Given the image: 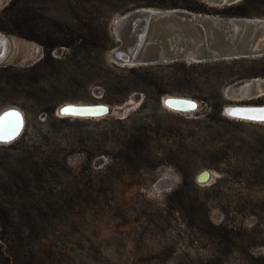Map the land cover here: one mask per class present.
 I'll list each match as a JSON object with an SVG mask.
<instances>
[{
	"label": "rangeland",
	"instance_id": "1",
	"mask_svg": "<svg viewBox=\"0 0 264 264\" xmlns=\"http://www.w3.org/2000/svg\"><path fill=\"white\" fill-rule=\"evenodd\" d=\"M32 1L44 17L42 25L52 30L53 23L68 14L66 4L56 0ZM203 1L215 9L224 6ZM243 1L229 0L228 6ZM10 3L1 0L0 11ZM249 12L264 14V5ZM121 16L109 27L114 47L103 57L94 53L92 59L83 51H50L0 32L10 41L0 63V114L17 108L26 123L18 142L0 144V177L7 180L6 168L27 173L19 159L26 144L55 164L41 189L42 199L30 209L38 223L28 228L25 211L9 205L20 226L8 229L6 237L25 230L30 235L27 250L41 252L44 264H264V123L224 114L227 106H264V86L241 96L235 89L255 79L225 82L243 67L202 68L187 72L198 83L178 84L159 107L145 104L141 94L111 96L105 80L125 79L129 74L123 68H133L111 59L121 44L113 30ZM11 73L17 78L8 79ZM220 92L221 117L214 110L218 99L207 100ZM167 96L191 98L199 107L193 113L170 111L163 105ZM111 99L117 104H110ZM67 103H103L112 109L108 116L116 119L139 112L125 128L120 126L127 131L151 117L164 134L185 135L182 145L180 140L172 144L173 151L182 148L184 156L176 165L123 173L113 168L124 147L117 125L104 122L106 117H59L58 108ZM204 172L210 178L200 183Z\"/></svg>",
	"mask_w": 264,
	"mask_h": 264
},
{
	"label": "trees",
	"instance_id": "2",
	"mask_svg": "<svg viewBox=\"0 0 264 264\" xmlns=\"http://www.w3.org/2000/svg\"><path fill=\"white\" fill-rule=\"evenodd\" d=\"M55 2L66 4L68 14L62 17L60 23H53V30L50 26L42 25L44 17L36 11L32 0H11V3L0 11V32L35 41L50 51L60 47L74 50V52L83 51L92 59L94 53L105 56L115 45V38L109 30L111 20L116 15H123L137 9L153 8L165 11L180 9L228 19L258 17L264 19V14L249 12L256 5H264V0H244L238 5L226 4L222 9L212 8L203 0H56ZM101 28L104 29L102 32L99 31ZM236 66L243 67L242 72L229 76L225 83L264 79V57H262L204 64H188L180 61L148 67L123 68V71L129 74L127 78L121 79L115 76L113 80H105V85L111 96L128 95L130 97L134 93L141 94L145 104L148 101L159 107L162 97L178 89L176 87L178 84L198 83V79L187 72L202 68L220 70ZM170 70L176 71L170 74ZM2 71L0 70V73ZM7 78L16 79L17 77L11 73ZM211 99H218L214 110L215 114L221 117L222 109L219 104L221 92L216 98L209 97L207 100ZM144 102L142 106H145ZM110 104L116 105L117 102L112 100ZM136 114L139 112L130 114L126 119H116L108 115L102 118L104 122L111 121V124L117 125L118 130L120 126L125 128L127 122ZM140 123L128 131L119 129L124 135L119 137L123 140L121 145L124 147L117 153L120 163L117 162L113 168L119 167L123 173H127V171L137 172L141 169L158 168L168 164L176 165V161L180 160L184 154L182 148L174 152L172 144L175 140H180L179 144L182 145L181 141L185 139V135L164 134L151 117L141 118ZM38 151L36 146L29 144L22 146L19 150V159L23 170L27 173L20 174L16 170L12 172L6 168L7 180L0 177V264H44L41 252L34 247L27 250L25 242L30 235L26 234L25 230L14 233L12 239L6 237L10 234L7 232L8 229L14 225L20 226V220L9 210V205H18L25 211L28 228L34 227L39 221L38 215L30 209L35 207L34 203L42 199L41 189L49 179L55 164L51 158ZM6 197L13 198L16 202L9 204L4 200Z\"/></svg>",
	"mask_w": 264,
	"mask_h": 264
},
{
	"label": "water",
	"instance_id": "3",
	"mask_svg": "<svg viewBox=\"0 0 264 264\" xmlns=\"http://www.w3.org/2000/svg\"><path fill=\"white\" fill-rule=\"evenodd\" d=\"M207 1L226 5L229 0ZM113 30L121 44L112 51L111 59L123 67H148L180 61L188 64H204L264 57V19L260 18L228 19L220 16L195 14L180 9L165 11L144 8L119 17ZM0 45L2 46L0 51L1 63L10 47L9 39L1 33ZM244 85L237 87L235 92L243 96L245 90H241V88ZM247 85H249L248 88L252 94L255 90L263 88L264 81L255 79L247 82ZM170 101L197 105L190 110H177L169 106ZM163 105L168 110L178 113H193L199 107L196 101L183 96H167L163 100ZM65 108L103 109L106 111L99 114L67 115L62 112ZM242 108H252L249 109L251 113L264 115L263 105H253V107L227 106L224 114L232 119L253 120L252 118L234 117L229 114L231 110L237 111ZM131 109L132 106L122 109V114ZM111 110L109 105L103 103H67L58 108L57 114L63 118L99 119L109 115ZM7 119L17 120L18 124L14 127L6 125ZM256 120L261 124L264 123L262 120ZM25 125V117L21 110L17 108L5 110L2 115L0 114V144H9L17 140L23 133ZM209 178V172H204L199 176V182L206 183Z\"/></svg>",
	"mask_w": 264,
	"mask_h": 264
},
{
	"label": "bare ground",
	"instance_id": "4",
	"mask_svg": "<svg viewBox=\"0 0 264 264\" xmlns=\"http://www.w3.org/2000/svg\"><path fill=\"white\" fill-rule=\"evenodd\" d=\"M0 6H1V0H0ZM1 50H2V46L0 45V51ZM120 56L123 57V55H121V54H120ZM248 86L249 85L246 84L243 89L246 90V91H250ZM196 105L197 104H191V103L183 104V103L174 102V101H170L169 102V106L171 108L177 109V110H190V109H193ZM234 106L250 107V106H245V105L244 106L243 105H234ZM251 107H253V106H251ZM242 109H239L237 111L231 110V111H229V114L233 115L234 117L239 116V117H242V118L254 117V118H252L253 120L255 119L254 121L253 120H249V121L248 120H243V121L256 123V124L260 123L256 119L260 120L259 117L261 115H263V114H261V115L260 114H255V112L251 113V110H249V109H252V108H242ZM65 110H67V111H65ZM105 111L106 110H103V109H101V110H88V109L65 108L62 112H63V114H67V115H88V114H99V113L105 112ZM8 119H7V121H5L6 125L8 124V125H11L12 127H14V126H16L18 124L17 120H14V119L8 120ZM82 119H94V118H82Z\"/></svg>",
	"mask_w": 264,
	"mask_h": 264
},
{
	"label": "snow or ice",
	"instance_id": "5",
	"mask_svg": "<svg viewBox=\"0 0 264 264\" xmlns=\"http://www.w3.org/2000/svg\"><path fill=\"white\" fill-rule=\"evenodd\" d=\"M65 111H67V110H65ZM246 118H254V117H246ZM259 119L262 120V121H264V115H261V116L259 117Z\"/></svg>",
	"mask_w": 264,
	"mask_h": 264
}]
</instances>
